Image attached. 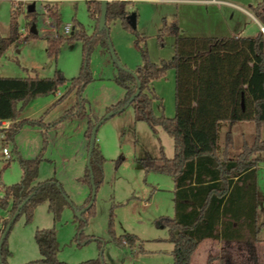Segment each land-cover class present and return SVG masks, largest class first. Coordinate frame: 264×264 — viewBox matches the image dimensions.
Segmentation results:
<instances>
[{
  "label": "rangeland",
  "instance_id": "rangeland-1",
  "mask_svg": "<svg viewBox=\"0 0 264 264\" xmlns=\"http://www.w3.org/2000/svg\"><path fill=\"white\" fill-rule=\"evenodd\" d=\"M226 4L207 6L200 3L178 2H128L126 10L135 15L136 28L125 29L120 19L113 18L108 24L106 34L115 53L109 48L96 45L91 54L89 67L93 81L82 92L86 101V113L77 117L70 116L50 127H24L16 137V147L25 159L35 158L46 141L42 159L38 167L37 181L56 178L64 188L70 204H67L59 219L54 220L46 203L38 205L32 220L26 223L21 214L8 236L11 252L10 264H29L40 259L35 243L37 230L54 229L58 244L57 259L66 264H81L99 259L101 264H172V244L168 241V231L159 222L172 218L173 181L170 176L145 172L137 162L146 157L157 158L161 150L168 159L174 156L172 138L160 127L154 134L144 122H136L132 106L123 112L109 117L97 130L96 144L105 160L103 164V183L96 192L94 214L87 221L78 246L74 241L77 234L76 212L86 207L85 201L90 193L87 184L78 182L84 175L87 161L88 140L84 137L87 115L103 118L106 109L123 99L124 91L115 82L118 64L128 71H135L142 64L141 48L149 60L159 64L173 56L174 37L159 38L164 21L177 22L182 36L186 37H231L242 27L248 32L255 28L253 20L240 8L252 12L261 0H222ZM88 0H46L36 2L37 36L27 39L29 18L23 5L15 6L11 0H0V37H8L13 10L21 36L0 60L2 78H52L60 73L65 79L76 77L82 66L83 44L63 42L55 57L47 54V39L54 38L50 25L57 33L63 27H73L74 21L80 23L90 35L95 28L87 6ZM119 1H110L109 3ZM230 3V4H229ZM17 8V9H16ZM46 8H56L61 21L56 26ZM32 26V25H31ZM30 26V28H31ZM235 34V33H234ZM65 92L61 88L56 96L48 95L27 103L19 113L20 118L38 119L43 117L45 124L60 119L64 113L75 107L77 97L71 92L59 101ZM147 94L152 98V111L156 117L171 119L175 116V72L172 68L150 85ZM47 104L42 107L43 104ZM252 127V136L250 130ZM231 132L233 146L231 157L237 156L243 143L251 144L254 125L235 123L222 125L219 132L220 145L227 132ZM11 154L8 160L3 148ZM22 169L16 160L14 144L0 142V199L7 187L21 181ZM36 181V182H37ZM258 227L256 241L248 237L244 241L229 244V250L239 252L241 264H264V161L258 165ZM9 212L0 208V216ZM6 220V219H4ZM3 221V219H2ZM3 223H0V230ZM110 228L116 237L126 234L136 237L132 246H120L110 236ZM84 237L93 240L84 244ZM101 241V245L97 242ZM207 242L200 244L198 255ZM236 252V253H237ZM193 264H202L199 260ZM203 264H206L204 261Z\"/></svg>",
  "mask_w": 264,
  "mask_h": 264
},
{
  "label": "trees",
  "instance_id": "trees-1",
  "mask_svg": "<svg viewBox=\"0 0 264 264\" xmlns=\"http://www.w3.org/2000/svg\"><path fill=\"white\" fill-rule=\"evenodd\" d=\"M127 5L126 1L108 3L106 28L99 31L100 2L88 1L89 16L95 20L92 34L88 35L82 25L74 21L73 30L68 37L46 40V52L51 57L56 56L63 42L80 41L83 44V63L78 75L71 80L65 79L60 73L52 78L0 77V121L13 122L12 127L5 131V139L0 142L14 144L16 160L22 169L21 181L7 187L4 197L0 199V208L10 214L9 219L2 221L0 218V223H3L0 240L21 205L16 219L24 214L26 223H29L34 209L40 204H47L54 220H58L64 207L70 204L56 178L36 184L46 141L43 140L42 149L35 158L25 159L16 148V135L24 126L48 129L74 114L81 116L86 113V101L82 98V92L93 81L89 67L90 54L96 45L108 48L107 24L111 19H120L125 29L134 30L128 22L130 13L126 10ZM46 9L54 24L60 26L56 8ZM251 11L264 28V0L251 7ZM26 17L30 20L26 38H34L38 32L33 34L30 26L36 24V11H26ZM167 35L174 37L173 56L170 60L153 63L145 49L141 48L142 64L135 71L118 68L114 82L123 89L124 96L108 107L105 114L110 117L120 114L128 104L133 108L136 122L146 123L154 134L160 127L172 138V159L166 158L161 150L159 157H146L137 162L145 172L152 171L172 178L174 214L172 218L161 219L159 224L167 228L168 241L173 246L172 264H191L193 254L204 240L228 244L251 237L256 241L259 231L256 168L260 161L256 155L264 153V139L261 137L264 125V35L259 32L254 38L186 37L182 36L175 19L170 24L164 21L159 38ZM20 36L16 12L13 10L10 34L8 37H0V60ZM169 68L175 72V116L171 119L153 114L152 98L147 94L151 83L162 77ZM137 83L140 84V90L134 96ZM61 88H65V92L59 101L71 92H75L77 101L75 107L66 111L60 119L47 125L42 117L16 122L27 103L36 98L55 96ZM99 120L94 116L87 118L84 132L88 140L87 147L92 129ZM235 123H253L255 137L251 145L244 144L237 156L230 157L228 150L232 145L231 134H226L222 147L219 132L222 125ZM104 162L95 141L89 168L86 166L84 175L78 179V182L87 184L90 188L84 206L91 197V182L96 192L103 183ZM93 209L94 202L88 210L76 216L77 234L73 240L78 246L81 245L80 239L87 221L94 214ZM109 231L113 241L120 246H132L136 241L133 235L116 237L111 228ZM9 233L10 231L2 244L0 264H10ZM34 239L40 259L29 264H66L57 259L58 244L54 229L37 230ZM91 240L92 237H84L83 242L86 244ZM97 242L102 244L100 240ZM81 264L101 263L96 259ZM206 264L239 262L230 250L223 249L210 255Z\"/></svg>",
  "mask_w": 264,
  "mask_h": 264
},
{
  "label": "crops",
  "instance_id": "crops-1",
  "mask_svg": "<svg viewBox=\"0 0 264 264\" xmlns=\"http://www.w3.org/2000/svg\"><path fill=\"white\" fill-rule=\"evenodd\" d=\"M60 2H62V1H65V0H59ZM88 1H98V0H88ZM109 1H126V2H133V1H152V2H169V3H172V2H178V3H200V4H206L207 6H215V5H217V4H226V3H228V2H224V1H222V0H109ZM230 4V3H229ZM31 5V4H30ZM36 3H34V10L36 11ZM29 6V5H28ZM252 6H250V8H251ZM247 16H249V18H251L252 20H253V24H255V28L254 29H252V31H250V32H248L247 30H246V28L245 27H242L241 29H239L238 31H236V32H234L233 34H232V36L231 37H242V38H254V37H256L257 35H258V33L260 32V28L262 27L261 26V24L257 21V19L253 16V14L251 13V12H249V11H246L244 8H240ZM53 25H50V31L51 32H53ZM37 30V29H36ZM55 30V29H54ZM54 33V32H53ZM218 38H220V37H218ZM62 95V94H61ZM56 96V95H55ZM58 96H59V94H58ZM58 96H56V97H58ZM46 105H48V103L46 104H43V106L42 107H45ZM73 116H76L75 114L73 115ZM77 117H79V116H77ZM88 117H92V116H90V115H87V118ZM40 118V117H39ZM43 118V117H42ZM27 119H29V118H27ZM22 120H26V118H20L19 116L17 117V119H16V122H20V121H22ZM44 122V121H43ZM45 124V123H44ZM249 124H253V123H249ZM47 125V124H46ZM254 125V124H253ZM24 127H29V126H24ZM24 127H22L20 130H19V132H18V134L23 130V128ZM249 128V130H250V136H252V133H253V131H252V127H248ZM227 133H230L231 134V132L229 131V132H227ZM226 133V134H227ZM17 134V135H18ZM17 135H16V137H17ZM85 137V136H84ZM225 137H226V135H225ZM231 137H232V134H231ZM254 137H255V127H254ZM254 137H253V140H254ZM261 137H262V139H264V125L262 126V129H261ZM86 139V138H85ZM225 141V140H224ZM244 144H246V143H243L242 144V146H241V149H242V147H243V145ZM252 144V143H251ZM251 144H249V145H251ZM223 145H224V142H223V144L221 145L222 147H223ZM246 145H248V144H246ZM87 146H88V144H87ZM86 146V147H87ZM233 146V137H232V145H231V147ZM17 148V147H16ZM18 150V149H17ZM229 150H230V148H229ZM229 150H228V154L230 153L229 152ZM87 151H88V147H87ZM19 153H20V151H18ZM239 154V153H238ZM21 155V154H20ZM229 156H230V154H229ZM231 157V156H230ZM256 157L260 160L259 161V163L261 162V161H264V153H259V154H257L256 155ZM32 159V158H31ZM259 163H258V165H259ZM258 165H257V168H256V200H257V219H258V208H259V199H258V189H257V171H258ZM86 169V168H85ZM37 181V180H36ZM40 182H43V181H40ZM40 182H36V184L37 183H40ZM61 185H62V183H61ZM63 187V186H62ZM64 189V188H63ZM65 192V191H64ZM66 194V193H65ZM0 218L1 219H3V221H4V219H7L8 218V215L6 214V216H4V217H1L0 216ZM208 241V243H206L207 245H205V247H204V249L201 251V253L198 255V252H199V246H198V248H197V250L195 251V253L193 254V256H192V259H191V264H193V262L194 261H201V263L203 264L204 263V261H206L207 262V259H208V257L210 256V255H215V254H217V253H219L220 251H222L223 249H228L229 250V244L230 243H228V244H226V243H224V242H222V241H213V240H204L203 242H201L200 244H203L204 242H207ZM231 243H234V242H231ZM231 251V250H230ZM232 252V254L235 256V258L238 260V262H239V264H241L240 263V259H239V257H238V253L239 252H234L233 250L231 251ZM240 254V253H239ZM250 264H255V263H250Z\"/></svg>",
  "mask_w": 264,
  "mask_h": 264
},
{
  "label": "water",
  "instance_id": "water-1",
  "mask_svg": "<svg viewBox=\"0 0 264 264\" xmlns=\"http://www.w3.org/2000/svg\"><path fill=\"white\" fill-rule=\"evenodd\" d=\"M98 1L100 2V18H99L98 29H99V31H103L106 28L105 20H106L107 5H108V3L110 1L109 0H98ZM26 10L29 13L34 12L35 11L34 10V4L29 5ZM128 22H129L130 26L133 29L136 28V18H135L134 14H131V15L128 16ZM30 31L33 34H37V30H36L35 24H32ZM108 48H109V50L111 52V55L115 58V53H114V51H113V49H112V47H111V45L109 43V40H108ZM118 65H119L118 68L126 70L120 64H118ZM139 90H140V84L137 83V89H136V92H135L134 96H137L139 94ZM126 107H128V104L125 105L122 110H124ZM109 117L110 116H108V115L104 116L102 119H100L98 121V123L92 129L90 140H89V147H88V151H87L86 166L88 168H89V164H90V155H91L92 147H93L94 142L96 141L97 130ZM91 178H92V176H91ZM95 196H96V189L94 187L93 182H91V197H90L89 203L86 205V207H84L83 209H80L79 211H77L76 212V216H80V214H82L83 212H85L86 210H88L92 206V204H93V202L95 200ZM21 208H22V205L18 208V210L16 211V214L11 218L8 226L6 227V229L4 231V234H3V236H2V238L0 240V252H1L3 241L6 238L8 232L10 231L13 223L15 222L16 217L19 214V211H20Z\"/></svg>",
  "mask_w": 264,
  "mask_h": 264
},
{
  "label": "built area",
  "instance_id": "built-area-1",
  "mask_svg": "<svg viewBox=\"0 0 264 264\" xmlns=\"http://www.w3.org/2000/svg\"><path fill=\"white\" fill-rule=\"evenodd\" d=\"M46 0H11V2L17 6L19 4L23 5L25 7V9H27L28 5L30 4H34L36 2H43ZM73 28L70 25H66L63 27V31L61 33H57L56 30H54L53 28V34L54 38L56 37H68L71 32H72ZM260 32L264 35V28L261 27L260 28ZM13 122L12 121H0V141H3L5 139V131H7L8 129H10L12 127ZM3 154L5 156V158H7L8 160L11 159V154L9 152V150L5 147L3 148Z\"/></svg>",
  "mask_w": 264,
  "mask_h": 264
}]
</instances>
